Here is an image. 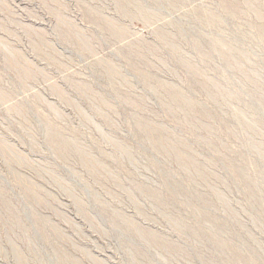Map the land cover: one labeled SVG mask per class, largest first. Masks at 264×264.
<instances>
[{
    "label": "rangeland",
    "instance_id": "374dc122",
    "mask_svg": "<svg viewBox=\"0 0 264 264\" xmlns=\"http://www.w3.org/2000/svg\"><path fill=\"white\" fill-rule=\"evenodd\" d=\"M0 264H264V0H0Z\"/></svg>",
    "mask_w": 264,
    "mask_h": 264
}]
</instances>
